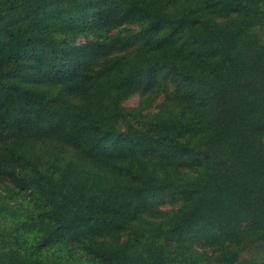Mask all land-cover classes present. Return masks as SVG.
<instances>
[{"label": "trees", "instance_id": "1", "mask_svg": "<svg viewBox=\"0 0 264 264\" xmlns=\"http://www.w3.org/2000/svg\"><path fill=\"white\" fill-rule=\"evenodd\" d=\"M0 264H264V0H0Z\"/></svg>", "mask_w": 264, "mask_h": 264}, {"label": "rangeland", "instance_id": "2", "mask_svg": "<svg viewBox=\"0 0 264 264\" xmlns=\"http://www.w3.org/2000/svg\"><path fill=\"white\" fill-rule=\"evenodd\" d=\"M139 99L138 95L132 96L130 99L126 101L127 105H135Z\"/></svg>", "mask_w": 264, "mask_h": 264}]
</instances>
